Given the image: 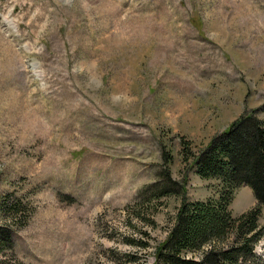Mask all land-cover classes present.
Masks as SVG:
<instances>
[{"label":"rangeland","instance_id":"374dc122","mask_svg":"<svg viewBox=\"0 0 264 264\" xmlns=\"http://www.w3.org/2000/svg\"><path fill=\"white\" fill-rule=\"evenodd\" d=\"M263 106L264 0H0V196L27 215L0 264H153L181 200L148 201L163 153L216 196L186 157Z\"/></svg>","mask_w":264,"mask_h":264},{"label":"trees","instance_id":"16d2710c","mask_svg":"<svg viewBox=\"0 0 264 264\" xmlns=\"http://www.w3.org/2000/svg\"><path fill=\"white\" fill-rule=\"evenodd\" d=\"M261 109L264 111V106ZM258 111L241 113L204 148L185 159H190L200 178L214 181L216 196L187 198L183 183L172 177L167 166L170 156L163 153L165 164L158 181L145 186L150 192L148 201L170 195H181V200L165 239L155 247L153 264L260 261L254 248L264 235L259 222L264 208V118L257 115ZM242 185L252 189L257 205L234 214L231 203ZM24 205L23 199L13 193L0 196V253L12 251L14 230L27 219ZM6 260L1 258L0 262Z\"/></svg>","mask_w":264,"mask_h":264}]
</instances>
